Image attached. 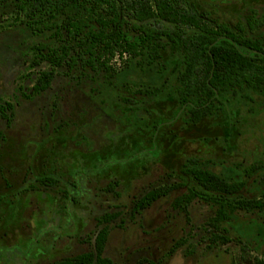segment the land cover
Instances as JSON below:
<instances>
[{
    "label": "flooded vegetation",
    "instance_id": "obj_1",
    "mask_svg": "<svg viewBox=\"0 0 264 264\" xmlns=\"http://www.w3.org/2000/svg\"><path fill=\"white\" fill-rule=\"evenodd\" d=\"M189 2L206 26L216 29L224 21L213 9L240 4ZM226 24L237 35L264 37L254 35L264 27L256 10ZM133 25L174 29L164 19H129V40L139 38ZM167 39L157 36L162 58L152 63L169 75L152 97L161 100L175 84L177 109L160 104L143 110L144 92L126 83L116 87L115 99H105L92 82L114 88L116 78L78 69L64 72L59 92L50 91L58 70L50 87L36 89L38 74L48 68L28 87L0 85V264H231L228 250L221 248L236 240L227 225L231 217L221 229L211 225L216 207L199 174L211 171L206 152L194 151L192 137L182 141L175 127L182 118L188 125L207 117L194 123L191 99L182 103L175 71L183 62ZM216 95L222 102L213 115L228 103L226 95ZM215 235L231 241L214 240Z\"/></svg>",
    "mask_w": 264,
    "mask_h": 264
},
{
    "label": "trees",
    "instance_id": "obj_2",
    "mask_svg": "<svg viewBox=\"0 0 264 264\" xmlns=\"http://www.w3.org/2000/svg\"><path fill=\"white\" fill-rule=\"evenodd\" d=\"M0 11L10 14L14 25H24L39 37L47 35L46 41L38 40L32 47L33 66L49 65L38 74L37 90L50 87L58 69L87 71L110 81L131 60L142 65V59L148 58L152 63L162 58L156 40L164 34L177 47L176 58L183 62L175 71L177 93L184 98L182 103L191 99L193 105L188 106L194 123L213 115L217 101L222 102L216 93L224 97L229 91L236 95L251 88L264 96V55L253 52L264 51V37L237 35L224 22L217 29L206 26L196 4L189 0H0ZM152 17L170 22L174 29L133 25L139 38H127L129 19ZM190 27L193 30L188 32ZM143 91L153 94L156 89ZM199 174L206 179L207 199L216 207L210 219L214 228L221 229L231 213L264 211V193L258 198L236 193L243 189L244 181L222 178L209 170ZM221 238L224 243L231 241L220 235L214 240ZM237 242L242 260L264 264V248L252 254L245 242Z\"/></svg>",
    "mask_w": 264,
    "mask_h": 264
},
{
    "label": "rangeland",
    "instance_id": "obj_3",
    "mask_svg": "<svg viewBox=\"0 0 264 264\" xmlns=\"http://www.w3.org/2000/svg\"><path fill=\"white\" fill-rule=\"evenodd\" d=\"M251 10H256L258 18L264 20V0H240V4L226 5L213 9V12L219 20L234 25L247 17ZM13 23L10 14L0 11V85L7 89L18 88L20 84L28 87L34 82L39 70L49 68L46 63L32 67V47L38 40L46 41L47 35L36 36L26 26ZM263 34L264 27L258 29L254 35L259 37ZM130 38L135 39L134 35H130ZM168 75L165 71L160 73L156 64L145 62L139 65L136 60H131L127 67L119 69L115 75L114 88L103 82H92L91 87L101 91L105 99H115L114 93L118 86L123 88V84H131V90L142 93L143 90L162 83ZM56 76L51 92L63 91L62 79L67 75L63 69H58ZM16 77L21 80L14 81ZM94 77L102 78L101 75ZM175 87L173 84L167 88L159 101L152 97V93L143 91L145 96H141L144 99L141 108L152 109L161 104L164 107L172 105L177 109L180 103ZM8 93L9 90L6 95ZM226 97L228 103L221 112L198 124L187 125L183 118L180 119L175 125L177 136L182 141L186 137H192L195 141L194 151L199 147L203 148L211 171L229 180L244 181L245 186L239 194L247 198H258L264 193V96L253 89L245 88L236 95L229 91ZM202 138L205 139L201 140ZM227 225L231 228L230 235L237 241L245 242L252 254L263 250L264 211L254 214L233 213ZM236 240L221 247L228 250L231 264H252L251 259H241V249ZM218 250L220 247L214 251L217 253Z\"/></svg>",
    "mask_w": 264,
    "mask_h": 264
},
{
    "label": "built area",
    "instance_id": "obj_4",
    "mask_svg": "<svg viewBox=\"0 0 264 264\" xmlns=\"http://www.w3.org/2000/svg\"><path fill=\"white\" fill-rule=\"evenodd\" d=\"M123 55L126 58V53H124ZM116 60H118V62H119L118 64H120V60L118 58Z\"/></svg>",
    "mask_w": 264,
    "mask_h": 264
}]
</instances>
